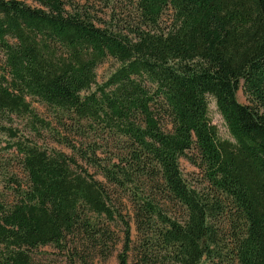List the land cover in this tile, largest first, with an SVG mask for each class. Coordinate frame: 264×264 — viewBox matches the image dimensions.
<instances>
[{
  "label": "trees",
  "instance_id": "16d2710c",
  "mask_svg": "<svg viewBox=\"0 0 264 264\" xmlns=\"http://www.w3.org/2000/svg\"><path fill=\"white\" fill-rule=\"evenodd\" d=\"M29 1L0 0V136L25 179L0 194V264H33L46 246L67 264L105 260L116 221L117 264H264V0H126L127 18L107 22L90 0ZM106 59L116 67L97 83ZM32 100L97 139L73 156L39 147L14 125L50 131ZM181 158L206 187L185 181ZM109 188L130 204L135 242Z\"/></svg>",
  "mask_w": 264,
  "mask_h": 264
},
{
  "label": "rangeland",
  "instance_id": "374dc122",
  "mask_svg": "<svg viewBox=\"0 0 264 264\" xmlns=\"http://www.w3.org/2000/svg\"><path fill=\"white\" fill-rule=\"evenodd\" d=\"M28 5H33L29 0H19ZM89 7L92 8V13L96 14L102 21L107 22L110 17H119V19H126L127 13H129V6L126 0H90ZM169 13H166L162 17V23H167ZM2 62V55L0 51V64ZM116 67V64L111 59H106L101 64H99L95 70L96 82H103L108 74ZM236 100L240 104H245V98L242 95V92L238 90L236 92ZM32 109L35 114L42 120L49 123L50 131L44 129H38V134L30 132L29 124H26L25 121L15 120L14 125L17 127L19 134L23 137L28 138L32 142L36 143L39 147L46 149L47 151H56L61 152L67 156H73L70 146L74 145L75 147L84 149L85 144L89 140L85 137H90L93 140L97 139L94 134L81 132L67 127L63 129L59 127L53 120V112L50 108L43 106L40 103L32 100L30 102ZM208 118L212 125L216 128L217 134L221 139L230 140V137L227 133V130L217 114L214 103L211 99L208 100ZM165 124V123H163ZM68 125V124H67ZM165 129L168 127L163 126ZM8 139L0 136V194L5 198L9 195V189L11 187H16L14 182L23 183L24 175L22 174L20 167L18 165L17 158L15 153L11 149H7ZM99 147L103 146L105 143L111 144L109 140H105L103 137L98 138L97 142ZM106 155L111 151L102 150ZM99 157L103 155L99 154ZM76 163L84 169L88 174H90L95 180L105 183L101 175L92 167L87 166L82 160L77 156H74ZM179 170L182 177L185 181L196 189H202L206 187V183L203 181L200 171L193 167L187 160L184 158L179 159L178 161ZM110 200L115 204V208L119 210L122 218L128 222L130 227V240L135 242V230L132 222L131 208L130 204L125 199H121L120 202H117V193L114 189L109 188ZM170 212L173 213V216L178 217L181 213L180 209L176 207H169ZM114 226L111 227L113 230L117 244L114 248L113 253L105 260L99 258H93L89 261V264H117L116 254L121 250V241H122V232L120 222H114ZM71 246V240L66 238L64 249H69ZM30 257L33 264H67L65 250L60 251L52 246L39 247L30 252Z\"/></svg>",
  "mask_w": 264,
  "mask_h": 264
}]
</instances>
